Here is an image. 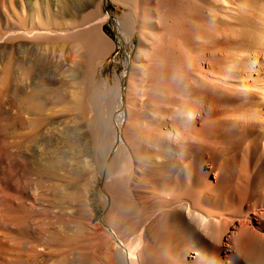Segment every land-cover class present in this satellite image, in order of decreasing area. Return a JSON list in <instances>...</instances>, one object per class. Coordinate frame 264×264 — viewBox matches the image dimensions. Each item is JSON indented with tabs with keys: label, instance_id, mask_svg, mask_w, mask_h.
Masks as SVG:
<instances>
[{
	"label": "bare ground",
	"instance_id": "bare-ground-1",
	"mask_svg": "<svg viewBox=\"0 0 264 264\" xmlns=\"http://www.w3.org/2000/svg\"><path fill=\"white\" fill-rule=\"evenodd\" d=\"M0 264H264V0H0Z\"/></svg>",
	"mask_w": 264,
	"mask_h": 264
},
{
	"label": "rangeland",
	"instance_id": "rangeland-1",
	"mask_svg": "<svg viewBox=\"0 0 264 264\" xmlns=\"http://www.w3.org/2000/svg\"><path fill=\"white\" fill-rule=\"evenodd\" d=\"M119 14H120V12L114 16V21H115V22L118 21V16H119ZM112 24H113V23H112ZM113 25H114V24H113ZM111 31L113 32L112 34H114V36H117V35H115V31H114V29H112ZM122 52H123V54H124V50H123ZM117 55H118V52L115 53L114 57L116 58ZM122 56H123V55H122ZM114 57H113L111 60H109V61H112L113 64H112V66L110 67V71H109V73L105 75V78H106V79H107L108 77H109V78H110V77H111V78H114L115 75H116V72H117V71H119L120 74H123V72H124V70H125V66H124L123 64H120V63L115 62Z\"/></svg>",
	"mask_w": 264,
	"mask_h": 264
}]
</instances>
